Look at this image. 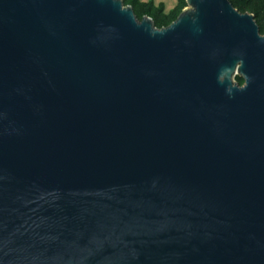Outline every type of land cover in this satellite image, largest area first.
I'll return each instance as SVG.
<instances>
[{"label": "water", "instance_id": "1", "mask_svg": "<svg viewBox=\"0 0 264 264\" xmlns=\"http://www.w3.org/2000/svg\"><path fill=\"white\" fill-rule=\"evenodd\" d=\"M186 3L0 0V264H264V36Z\"/></svg>", "mask_w": 264, "mask_h": 264}, {"label": "trees", "instance_id": "2", "mask_svg": "<svg viewBox=\"0 0 264 264\" xmlns=\"http://www.w3.org/2000/svg\"><path fill=\"white\" fill-rule=\"evenodd\" d=\"M123 1L126 6H130L134 9L135 14L140 21L145 17H150L153 19L154 24L158 29L168 28L187 8L186 0H178V5L175 11L166 15L162 10H156L147 4H143L140 0ZM230 2L240 13L254 15L259 26L260 19L264 17V0H230ZM236 81L240 86L244 85L242 79L237 78Z\"/></svg>", "mask_w": 264, "mask_h": 264}, {"label": "rangeland", "instance_id": "3", "mask_svg": "<svg viewBox=\"0 0 264 264\" xmlns=\"http://www.w3.org/2000/svg\"><path fill=\"white\" fill-rule=\"evenodd\" d=\"M143 4H147L156 10H162L166 15L175 11L178 0H140ZM259 28L261 35L264 36V17L260 19Z\"/></svg>", "mask_w": 264, "mask_h": 264}]
</instances>
